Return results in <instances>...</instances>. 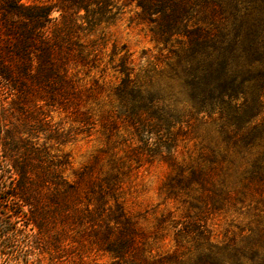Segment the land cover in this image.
I'll use <instances>...</instances> for the list:
<instances>
[{"label":"trees","instance_id":"trees-1","mask_svg":"<svg viewBox=\"0 0 264 264\" xmlns=\"http://www.w3.org/2000/svg\"><path fill=\"white\" fill-rule=\"evenodd\" d=\"M29 1L0 0V233L5 234L8 215L19 219L32 232L31 242L46 246L53 263L66 257L73 264H98V255H108L110 264H264V237L243 246L213 243L212 231L199 215L173 227L177 247L190 253L194 247L187 260L177 252L147 254L143 233L122 201L117 174L98 178L92 171H75L73 180L66 176L69 157L56 147L72 141L71 129L57 127L49 114L55 109L71 115L74 123L93 125L90 110L81 108L96 97L95 90L79 85L71 69L94 64L96 42L85 44L81 34L114 20L119 8L115 0ZM125 1L136 4L153 42L168 50L162 56L166 73L187 93L192 110L219 124L228 149L257 156L237 190L209 191L207 209L215 208L218 198L226 202L237 193L263 195L264 0ZM118 54L113 51L110 58L121 77L112 88L116 112L134 133L142 138L181 125V119L159 107L161 99L131 66L130 55H121L116 63ZM93 87L103 90L97 80ZM141 142L132 152L151 147ZM165 160L175 162L171 153ZM208 162L187 176L181 170L167 184L169 193L192 185L209 187L222 160L211 155ZM13 247L9 240L2 250ZM17 260L29 264L27 252Z\"/></svg>","mask_w":264,"mask_h":264},{"label":"rangeland","instance_id":"rangeland-1","mask_svg":"<svg viewBox=\"0 0 264 264\" xmlns=\"http://www.w3.org/2000/svg\"><path fill=\"white\" fill-rule=\"evenodd\" d=\"M32 2L37 0L29 1ZM115 2L119 13L114 20L102 22L92 31L86 30L81 34L85 44L96 42V50L91 56V59L97 56L94 64L71 69L79 85L95 90L96 97L81 108L82 112L90 110L93 125L74 123L71 115L59 110L52 109L49 114L57 127L66 132L71 129L72 141L56 147L69 157L70 168L66 176L73 180L75 171H92L93 176L98 178L117 174L125 209L142 231L144 249L152 256L177 252L187 260L194 253V247L189 249L191 253L185 247H177L173 227L178 222L181 228L184 222L194 220L198 215L205 228L212 231L213 243L222 245L230 242L243 246L260 236L264 237V194L251 192L244 197L237 193L226 202L217 197L214 202L216 207L209 209L204 202L210 190L216 193L222 189L237 190L257 156L251 157L243 151L238 153L227 148L218 131L219 124L192 110L187 93H182L181 86L169 80L166 62L162 59L168 50L161 51L162 46L153 42L149 26L138 16L140 9L135 3L127 4L125 0ZM57 16L55 12L53 17ZM89 49H92L91 46ZM113 51L121 53L116 56V63L121 55H130L131 66L141 73L143 82L147 85L152 83L150 91L161 99L159 107H164L177 121L181 119V125L156 134L146 133L142 138L134 133L131 124L116 112L118 103L112 88L119 84L121 77L111 68ZM156 58L162 62L156 61ZM154 64H157L156 69ZM104 68H107L105 73L102 72ZM95 80L103 86V90L93 87ZM40 137V143H43L44 136ZM141 141H148L151 147L132 152V149L143 146ZM171 145L172 148L166 149ZM169 153L175 159L174 164L165 160ZM211 155L217 161L222 160V168L215 170L217 172L209 181V187L192 185L181 189L177 195L169 193L167 184L171 179L181 170L187 176L193 169L207 168ZM168 213L170 217L161 225V219L166 218ZM0 217L3 215L0 214ZM5 220V234L0 233V264H22L17 259L24 252L28 254L29 264H73V258L66 257L54 260L56 263L51 262L46 246L31 242L32 232L24 222L9 218V215ZM9 240L13 241L14 247L2 250L3 244ZM111 261L108 255L96 257L98 264H110Z\"/></svg>","mask_w":264,"mask_h":264}]
</instances>
